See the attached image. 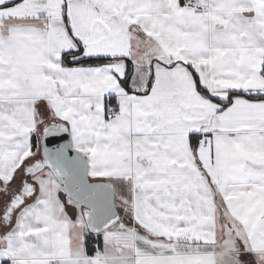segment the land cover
Returning a JSON list of instances; mask_svg holds the SVG:
<instances>
[{
    "label": "snow or ice",
    "instance_id": "1",
    "mask_svg": "<svg viewBox=\"0 0 264 264\" xmlns=\"http://www.w3.org/2000/svg\"><path fill=\"white\" fill-rule=\"evenodd\" d=\"M0 264H264V0H0Z\"/></svg>",
    "mask_w": 264,
    "mask_h": 264
}]
</instances>
